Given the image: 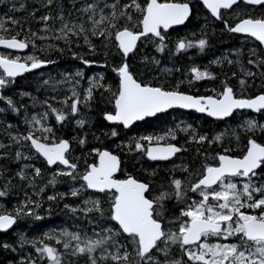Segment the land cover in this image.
<instances>
[{"label":"snow or ice","instance_id":"1","mask_svg":"<svg viewBox=\"0 0 264 264\" xmlns=\"http://www.w3.org/2000/svg\"><path fill=\"white\" fill-rule=\"evenodd\" d=\"M48 3L51 5L53 0H48ZM201 3L228 32L252 37L264 46V0H201ZM20 7L25 6L21 4ZM257 9L259 14H256ZM191 10L190 0H85L83 7L77 9L79 15L76 17L68 13L69 18L65 19L62 12L59 17L40 16L42 25L39 31L44 35L39 36L12 16H8L7 20L11 26L19 25V31L14 27L6 28L0 21V46L7 49L24 50L29 43L35 48L33 38L43 41L51 34L53 40H63L69 46L75 44L80 47L82 39L89 53L97 47L92 39L95 37L102 42V46L111 45L121 56V61L113 67L118 79L114 88L102 84L103 77L100 80L88 77V87L82 89L81 99L77 87L82 71L64 72L63 81L57 83L69 85L71 98L55 95L50 98L63 107L54 106L49 99L36 101L46 105V110L39 116L33 113L31 119H25L27 127L23 133H9L10 144L15 145L16 160L42 158L47 166H56L48 184L54 185L57 176L80 181L79 188L47 195L48 201H55L58 197L63 199L66 195L77 197L84 189L95 190L96 193L95 198L82 201L83 206L64 204L71 213H82L89 218V223L96 225L91 236L87 232L70 231L68 228L44 233V237L62 245L64 251L61 252L43 239L27 241L21 234V242L31 243L38 255L21 256L20 264H38L42 260H46V264H63V258L68 255L84 257L87 264H264V182L253 179L264 172V142L254 138L257 129L264 133V124L253 119L245 120L242 127L248 136L245 148L238 155L224 149L209 160L208 154L198 149V155L204 157L201 164L196 165L195 161L179 166L174 164L173 171L181 167L185 175L177 177L169 173L157 186L131 175L116 178L114 174L119 170V157L106 149L92 148L96 160L90 164L85 162L81 172L76 158L71 155L70 140L58 137L55 124L50 123L53 117L56 124L72 118L76 125L83 126L86 119L79 114L78 105L84 104L90 109L94 90L101 91V100L105 99L104 91L111 93L106 100L111 107L102 110L103 119L117 122L124 128L148 117L155 118L157 114L177 106L220 120L234 115L239 109L264 112V91L251 96L244 94L248 87L247 78L254 79L257 74L251 66L264 68V48L249 50V57L254 58L248 59L247 68L241 64L239 49L232 50L235 60L224 56L210 61V64L227 62L229 65H241L242 73H231L237 77L238 88L225 75L218 86L211 88V94L195 95L182 91L179 89L181 81L169 87L153 85L136 76L127 57L129 53L135 54L138 42L152 40L156 51L162 52L166 47L165 30L172 25L183 24L190 17ZM224 11L234 13L231 23L225 19ZM56 19L60 20V26L57 28L53 23L50 27L48 22ZM22 32L25 33L23 36ZM206 42L203 35L195 39L177 37L174 47L176 51L193 46L203 50ZM69 50L72 57L84 65L96 63L76 50ZM49 63L54 62L35 55L23 58L0 55V88L9 85L17 75ZM188 72L194 81L217 78L208 68L192 66ZM260 75L264 79V73ZM42 83L47 84L48 81ZM21 95L30 96V93ZM32 99L36 100L35 97ZM0 101L7 106L0 111L10 109L17 113L24 107L17 106L9 96L0 95ZM8 127L11 128V124ZM177 128L184 132L191 130L188 140L199 144L211 145L221 139V134L209 138L206 133H197L191 125L181 127L177 124ZM111 135H117L115 129ZM169 138H176L175 129L170 128L159 135L141 136L133 141L134 148L131 150L152 160H169L186 151L182 146L169 142ZM78 142L84 145L85 137H79ZM22 148L27 152L21 151ZM0 149H3L0 158L10 154L7 145L0 144ZM24 168H30L31 175L26 174ZM41 172L40 167L25 164L15 176L21 181L27 180L28 185L35 189V196L40 197L47 186L36 184ZM7 188L8 184H5L0 190V197L8 195ZM40 207V199L26 195L15 208L0 210V230L8 229L20 216L39 219L35 210ZM0 247L16 251L8 242H0Z\"/></svg>","mask_w":264,"mask_h":264},{"label":"trees","instance_id":"2","mask_svg":"<svg viewBox=\"0 0 264 264\" xmlns=\"http://www.w3.org/2000/svg\"><path fill=\"white\" fill-rule=\"evenodd\" d=\"M85 3V0H79L78 2ZM90 2V0H88ZM23 4L25 7L21 8L20 5ZM70 3L68 0H53V3L50 5L48 0H0V16L3 19L7 20L8 16H12L21 23H24L31 29L33 32H37V35H44L40 32L42 22L40 21V16L48 14L55 17L58 13H63L65 18L68 17V13L72 14V17L78 16L77 4ZM191 5V15L187 23L178 28H173L169 30L165 39L166 47L162 52L156 51V46L152 40H147L144 42H138V48L134 50V53L129 54L127 57V62L131 66L132 70L141 80L149 82L153 85L163 84L165 86H174L177 84V81L182 83L179 85V89L189 94L203 95L211 94L210 90L214 86H218L220 80L224 79L225 75L228 77L229 82L238 88L237 77H233L231 73L235 71L237 66L232 64L227 66V63L223 64H210V61L216 57L227 56L228 59L235 60L236 56L233 53V49H239L241 51V61L244 65H247L249 57L244 52L245 43L250 42L249 44L254 47L257 51L261 48L258 44L251 42L249 39L232 35L226 29L223 28L221 21L212 20L203 7L196 1L190 0ZM241 9L243 5L241 4ZM256 14H259V9H257ZM225 19H228L229 22H232L234 13L230 14L227 11H224ZM53 22V21H52ZM49 23V22H48ZM50 25V24H49ZM14 27L16 31H19V25L11 26L10 22L6 21V28ZM189 29L195 34L194 38H200L202 35L206 38V46L203 50L191 51V53L186 50L176 51L174 44L177 37H186V30ZM203 29V31H202ZM25 33H21L23 36ZM187 38V37H186ZM36 47L33 48L36 51V55L39 57H46L52 60L54 63H49L48 65L42 66L40 69L27 74L26 76L13 80L14 86L9 87L2 92L3 96L12 97L15 99L17 106L24 105L20 109H29L28 100L25 96H20V93H30V95L37 94L35 92L36 86L40 83L41 79L36 78V74H46V77L49 79L59 78L58 75L60 72L68 71L69 66H72V63H78V65L85 69L84 76H87L92 73L101 72L104 76V83L114 86L118 83L117 74L113 71V67L121 61V56L117 54L114 47L111 45L102 46V42L97 38H92L93 42L97 45L95 51L89 53V49L86 45H81L78 49H75V46L72 47L73 50L78 51L85 56V58H90L96 61L94 64L84 65L80 60L73 58L70 50L61 52L58 47L49 48L48 45L52 43L53 39L51 34H49L48 39L40 40L39 38H33ZM188 39V38H187ZM159 43V41H157ZM31 44V43H29ZM32 45V44H31ZM58 46V45H57ZM30 45L28 46V49ZM62 49V47H61ZM159 61V63H155ZM113 60V61H112ZM192 66L203 68H208L210 71H213L216 74L215 79L202 78L201 80L192 82L183 81L185 73ZM179 68V71L176 69ZM164 69H169L170 71H164ZM251 70L256 72L255 78L248 79V87L245 90L244 94L247 96L258 94L260 91H264V79L261 78L260 73H264V68H257L251 66ZM185 74V75H184ZM240 75V74H238ZM177 78V80H176ZM108 93L110 95L111 93ZM105 93V94H106ZM101 91L93 92V99L91 100L92 110L86 114L87 123L85 124L87 131L82 134L80 128L74 132L71 130L68 122H62L56 124L54 118L50 120V123L55 124L56 134L58 137H63L69 139L71 142V150L79 146L78 138L85 136L86 142L84 145H81L83 148H87L88 152L86 153L85 162L93 163L96 160V155L92 154V148L106 149L113 154L117 155L120 160V170L118 178H124L126 175H131L140 180L149 181L152 183H160L162 180L166 179L167 175L161 177L160 182L157 176V171H152L154 168L165 167L166 164L173 163L181 156L185 159L187 164H192L193 161L196 162V165H199L203 162L204 157L199 156L197 150L200 152L208 154V159L210 160L213 155L217 152L224 151L223 147H215L213 144H199L195 141H189L188 137L190 135H184L181 132L176 133L175 139H169V142L176 143L179 146H182L186 151L180 152L171 162L166 164H158L148 162L144 155L139 154L137 151H132L134 148L133 141L140 138L144 135H159L167 131L168 128H173L176 123L179 121H185L187 124L192 125L197 129V133L208 134L209 138H212L213 133L224 132L228 124L235 125L237 124V119L239 116H251L252 114L247 112H239L232 115L228 120L224 121H212L204 116L197 115L193 112H181L177 110L169 111L163 115H159L153 119L145 120L139 124L134 125L128 130H124L120 126H110L108 125L102 116V110L110 108L111 105L107 104V96L104 95L105 99L101 100ZM238 94H240L238 92ZM55 96L62 97L61 94H56ZM1 108H7L6 104L2 102ZM19 112V111H18ZM13 113L10 109L1 111L0 113V141L8 147H11L12 144L9 142V133H15L17 131L23 133L26 129H17L13 128L16 124L21 122V114ZM264 112L259 113L258 119L263 117ZM88 122L90 124H88ZM11 124V128L8 125ZM13 124V125H12ZM229 127V126H228ZM115 129L117 132L116 136H112L111 132ZM79 134V136L77 135ZM248 134H244L240 137L241 146L239 148L231 147L229 150L231 154L238 155L241 150L246 146ZM76 137L77 139H72ZM259 142H264V139L259 136H254ZM227 149V148H226ZM3 151V149H0ZM71 155L72 152H71ZM91 159H88L91 157ZM17 161V160H16ZM14 161V154L10 153L9 156L0 158V180L2 178L5 181H0V189L3 190V186L8 184V188H18L21 189L17 182L15 173L19 170L20 165ZM16 162V163H15ZM84 162V164H85ZM10 167V168H8ZM84 168V166H83ZM155 173V174H154ZM177 177L183 176V174H175ZM17 185V186H15ZM9 195H6L3 199H8ZM2 198V197H1ZM10 199V198H9ZM2 200V199H1ZM56 212H48L49 215L40 212V218L37 219L35 216H20L16 222L13 229L6 233L0 232V242H8L13 247L16 248V251L11 249L5 250L3 247H0V264H9L11 261L12 264H20L18 261L21 259L19 254L21 249L18 246L22 244L15 241L16 238L12 236L13 232L18 228L20 224L26 226L34 224V226L45 227L49 225L50 222H56L57 218L60 216V212H63L62 209L55 207ZM54 211V210H53ZM48 223V224H47ZM28 228V227H27ZM23 248L29 249L28 246H21ZM17 253V254H16Z\"/></svg>","mask_w":264,"mask_h":264},{"label":"rangeland","instance_id":"3","mask_svg":"<svg viewBox=\"0 0 264 264\" xmlns=\"http://www.w3.org/2000/svg\"><path fill=\"white\" fill-rule=\"evenodd\" d=\"M68 1H70L71 4L76 3L77 9L82 8L83 4H84V3H81V1L78 2L79 0H68ZM59 15H60V13H58L55 17H59ZM78 15H79V13H78ZM209 17L212 20H214L211 16H209ZM65 19H68V18H65ZM0 21H3L4 25L6 27V21L7 20L3 19L2 16H0ZM53 23L55 24V27H57V28L60 26V20L59 19H56L54 22L49 21L50 27L52 26ZM185 36L188 39H195L194 38L195 35L193 36V31H191L189 29L186 30ZM250 41L253 42L252 40H250ZM79 43H80V46L82 44L85 45L84 41L82 39L80 40ZM249 43L250 42L245 43L246 46L244 47L245 48L244 52L247 54L248 57H249V50L250 49L256 50ZM253 43H255V42H253ZM50 44H55L56 47H58L59 49H61V47H62V49H64V51H66V50L68 51L69 48H71L73 50L72 47H74V46H75V49H78V47L75 44H72L71 46H69V45H66L63 40H53L52 43H50ZM29 45H30V48L28 49V51L26 53L21 54V55H14V56H19L21 58L28 56V55L37 56L36 51L33 49L32 45L31 44H29ZM199 50L200 49L197 46H193L192 48H188L187 52L191 53V51H199ZM78 51H81V50H78ZM69 52H71V51H69ZM70 56H72V55H70ZM249 58H254V57H249ZM72 64H73L72 66L67 67L68 71H66V72L75 73L78 69L82 71V77L80 78V85L77 87V92L81 93V99L83 98L82 97V89L88 87V77H95L98 80H100L101 77H103V79L101 80V83L105 84L104 83V76L101 72H96V73H92V74H89L87 76H84L85 69H82L78 65V63H72ZM241 64L247 68V66L244 65L242 61H241ZM227 66H231V65H229L227 63ZM235 66H237V68L235 70L238 72V74H242L241 73V65L235 64ZM63 73L64 72H60V74L58 75L59 78H56L55 80L49 79L48 77H46V74H43V73L41 74V72L35 75L36 78L41 79L40 83L35 88V92H37L39 95H37V94L32 95L31 94L30 96H26V99L28 100L27 108H30V110L29 109H27V110L19 109L18 113L21 114V122H20V124H16V126H14L13 128L26 129L27 126L25 124V119H31V116L33 113H36L39 116L41 113H43V111L46 110V107H47L46 105H43V104L38 103L36 101H44L45 99H49V102L53 103L54 106L63 107L62 105L56 104L54 101H51V99H50L52 96H54L56 94H61L62 96H69L71 98L69 85L67 83H63V82L57 83V81H63V76H62ZM185 74H184L185 77L183 78V81L193 83L194 80L191 79V73L188 72V70H187ZM176 80H177V78H176ZM42 81H48V83L44 84V83H42ZM14 85H15L14 81H12L9 85H7L5 88L2 89V92L3 91L5 92V90L7 88L12 87ZM53 89H55V91H53ZM95 91H100V90H94V92ZM106 92L107 91H104L103 94L108 97L109 95ZM19 95L25 96V95H21V93ZM33 97L36 98L35 101L32 99ZM14 101H15V99H14ZM78 108H79V114L84 116V118L86 119V123H87L86 114L91 112L92 108L89 109L84 104H79ZM246 119H253V120H255L261 124H264V114H263V117L261 119H258V116H254V115H251V116L244 115L241 117L239 116V119H237L238 120L237 124L232 125L230 123V124H228L229 127L227 126V128L224 129L225 130L224 132L218 133V134H221V139L219 142L214 141L213 145L216 148L220 147L221 145L225 149L226 148L230 149L231 147L239 148L241 146L240 137L243 136L244 134H248L244 130V128L242 127V125L244 124ZM67 122L69 123L71 130H73L74 132H76V130L78 128H80V132L82 131V134L85 131H87V128L85 126L86 123L83 126H78L75 124L74 119H72V118H70ZM88 124H90V123L88 122ZM177 124H180L181 127H184V126L190 125V124H187L185 121H179L171 129H175L176 133L181 132L184 135H191V130H189L187 132L180 131V129L177 128ZM192 128H194V127L192 126ZM168 129H170V128H168ZM194 129H196V128H194ZM196 131H197V129H196ZM233 132H235L236 134L233 135L232 134ZM77 135L79 136V134H77ZM216 135H217V133H213L212 137H214ZM255 135L264 139V133H262L259 129H257ZM83 137H85V136H83ZM169 139H171V138H169ZM22 143H23V141H21V144ZM0 144L5 145L4 143H2V141H0ZM8 150L10 153L14 154V157H15V145L12 144L11 147H8ZM87 150H88L87 148L81 147L80 144L77 148H74L73 150H71V152L73 154L72 156L76 158V162L79 164L81 172L83 171V166H84V162H85L84 159H86V153L88 152ZM21 151L27 152V149L22 148ZM92 154L94 155L95 153H92ZM91 158H92V156L89 157L88 159H91ZM14 161H16L15 158H14ZM18 161H19V165H20V168L18 171H20V169L23 168L25 164L33 165L35 167H40L41 169L42 168L47 169L48 171H45V172H43L44 169H42V173H44V175H41L42 174L41 173L40 176L36 180L37 186H39L40 184H45L47 186L45 187L44 193H42L40 197H36L35 196V189L28 185L27 180L21 181L18 177H16L17 180L14 181L13 183L17 182V185L21 189H18L17 187L11 188V189L7 188V192H8V195L10 197H8V199H6V200L3 199L4 197H2V198L0 197V210L7 211L9 209L15 208L18 201L25 199V196L27 195L30 198L41 200V207L39 209L35 210L39 216H40L39 210H41V213H44V214H47L48 212H50V213L51 212H54V213L59 212V211L56 212V209H55V207H58V206L63 211V212H60L61 214L57 218L56 222H50L49 221L48 222L49 225H47L45 227L34 226V224H31L28 226H26L24 224H20L18 226V228L13 232L12 236H13V238L14 237L16 238L15 241L22 244L21 246H25V247L28 246L30 248V250L23 248L21 246H18V248L21 249V251H22L19 254L21 256H25V257H27L29 254H31L33 257L38 255L35 252V249L31 243L21 242V240H20L21 234H23V236L26 238L27 241H32L34 238L43 239L45 243H51L53 246L57 247L61 252L64 251L62 248V245H58L55 240H50L47 237H44L43 236L44 233L56 232L57 230H59L61 228H68L70 231L87 232V234L89 236H91L93 234V228H95L96 225L89 223V218L85 217L82 213H77V214L71 213L68 209H66L64 207V204H66V203L67 204H80L81 206H83L82 201L89 199V198H95L96 194L89 192L87 189H84V190L80 191V193L77 197H72L70 195H66L63 199H60L58 197L55 201H48L46 199L47 195L56 194V193H67L72 188H79L80 181L79 180H72L70 177L57 176V177H55L56 183L54 185H51V184H48V180L53 178V175L56 171V168L48 169L46 167L45 163L41 159H36L35 157H33V159H31V160L21 159V160H17L16 162L18 163ZM184 163H187V162L185 161V159L183 157L180 156L177 159V161L170 163V164H166V166L162 167L161 169L159 167L158 168L156 167L152 171L153 172L157 171L156 172L157 176L160 177L158 182H160L161 177L163 175L168 176L169 173H171L173 175H175V174L185 175V173L182 171L181 167H177L173 171V165L174 164L179 166V165H182ZM24 171L26 174L31 175V169L30 168H24ZM253 179L257 180V182H264V172L260 173L257 177H254ZM0 181L3 182V181H5V179L2 178ZM159 184L160 183H157V186H159ZM17 185H15V186H17ZM0 190H2V189H0ZM50 213H48L47 215H49ZM17 251L18 250H16V252ZM176 251H177V255H179V249H177ZM18 262L20 263L21 259H19ZM38 264H46V260L38 261ZM63 264H87V262H86V258H84V257H73V256L68 255V256H65L63 258Z\"/></svg>","mask_w":264,"mask_h":264},{"label":"water","instance_id":"4","mask_svg":"<svg viewBox=\"0 0 264 264\" xmlns=\"http://www.w3.org/2000/svg\"><path fill=\"white\" fill-rule=\"evenodd\" d=\"M202 7H203V5H202V3H201V0H196ZM204 8V7H203ZM204 10L209 14V16H211L210 15V13L208 12V10L206 9V8H204ZM191 15V14H190ZM190 18V17H189ZM188 18V19H189ZM213 18V17H212ZM188 19H186L185 20V22L183 23V24H181V25H172V26H170V28L169 29H167V30H165L166 32H168L169 30H171V29H173V28H178V27H182V26H184L186 23H187V21H188ZM214 20H216L215 18H213ZM231 33V32H230ZM232 35H237V36H241V37H245V38H248V39H250V40H252L253 42H255L256 44H258L259 45V42L258 41H256L254 38H252V37H249V36H246V35H244V34H233V33H231ZM260 46V48H264V46H261V45H259ZM135 50V49H134ZM0 51H6V52H10V53H13V54H16V55H21V54H24V53H26L27 51H28V47L26 48V49H24V50H12V49H7V48H5V47H3V46H0ZM129 54H131V53H129ZM42 67V66H41ZM40 67V68H41ZM40 68H38V69H40ZM38 69H33V70H29V71H26V72H24V73H22V74H19V75H17L15 78H13V79H19V78H21V77H23V76H25V75H27V74H29V73H31V72H33V71H35V70H38ZM0 71H2V70H0ZM0 90H1V88H0ZM172 110H177V111H181V112H186V113H188V112H193V113H195V114H197V115H200V116H204V117H206V118H208V119H210V120H212V121H224V120H228V119H230L232 116H230V117H225V118H223L222 120H220V119H216V118H212V117H209V116H207V114L206 113H199V112H197V111H195L194 109H183V108H180V107H172V108H169V109H167L166 110V112H164V113H159V114H157V116H159V115H163V114H165V113H167V112H169V111H172ZM239 112H247V113H250V114H252V115H258L259 113H262V112H254V111H252V110H249V109H239V110H236L235 111V113H239ZM156 116V117H157ZM148 119H153L152 117H148V118H145V120H148ZM144 120V121H145ZM105 121V120H104ZM108 125H110V126H120V127H122L124 130H128V129H130L131 127H133L134 125H136V124H139V123H141V122H143V121H138V122H134V124L133 125H130L128 128H124L123 127V125H120V124H118L117 122H108V121H105ZM180 153H177L174 157H172V158H170L169 160H152V159H149L147 156H144L145 157V159L148 161V162H151V163H158V164H166V163H169V162H171L176 156H178ZM42 159V158H41ZM46 164V163H45ZM47 167H49V168H53V167H55V165L54 166H47ZM60 167H63V166H60ZM119 170H120V164H119ZM119 170H118V172L117 173H115L114 175L116 176V178H118V174H119ZM89 192H91V193H94V194H96L95 193V190H90V189H87ZM15 226V223L13 224V225H11L8 229H6V230H0V232L1 233H6V232H9V231H11L12 229H13V227Z\"/></svg>","mask_w":264,"mask_h":264},{"label":"flooded vegetation","instance_id":"5","mask_svg":"<svg viewBox=\"0 0 264 264\" xmlns=\"http://www.w3.org/2000/svg\"><path fill=\"white\" fill-rule=\"evenodd\" d=\"M0 55H7V56H14V55H16V54H13V53H10V52H6V51H0ZM26 76V75H25ZM24 77V76H23ZM13 81V80H12ZM2 89L3 88H1V90H0V95H2ZM1 105H2V101H0V108H1ZM0 113H1V111H0ZM42 160V159H41ZM46 165V164H45ZM46 167H47V165H46ZM8 168H10V167H8ZM48 169H53V168H56V166L55 167H53V168H49V167H47ZM11 169V168H10ZM42 169H44V168H42ZM45 171H48L47 169H44L43 170V172H45ZM42 173V172H41ZM41 175H44V173H42Z\"/></svg>","mask_w":264,"mask_h":264},{"label":"bare ground","instance_id":"6","mask_svg":"<svg viewBox=\"0 0 264 264\" xmlns=\"http://www.w3.org/2000/svg\"><path fill=\"white\" fill-rule=\"evenodd\" d=\"M208 14V13H207ZM113 61V60H112ZM48 80V79H47Z\"/></svg>","mask_w":264,"mask_h":264}]
</instances>
